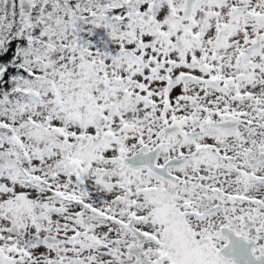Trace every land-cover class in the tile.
Masks as SVG:
<instances>
[{
    "label": "snow or ice",
    "instance_id": "6c2138e0",
    "mask_svg": "<svg viewBox=\"0 0 264 264\" xmlns=\"http://www.w3.org/2000/svg\"><path fill=\"white\" fill-rule=\"evenodd\" d=\"M0 264H264V0H0Z\"/></svg>",
    "mask_w": 264,
    "mask_h": 264
}]
</instances>
